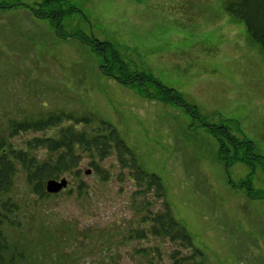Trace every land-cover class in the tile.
Segmentation results:
<instances>
[{
  "label": "rangeland",
  "instance_id": "rangeland-1",
  "mask_svg": "<svg viewBox=\"0 0 264 264\" xmlns=\"http://www.w3.org/2000/svg\"><path fill=\"white\" fill-rule=\"evenodd\" d=\"M63 1L77 11L62 19L60 37L52 21L27 8H39L42 0H0L21 4L0 8V133L7 134L11 119L62 110L90 115L87 129L105 121L137 165L160 179L171 215L205 264H264V200L248 199L228 183L245 179L249 168L227 166L218 140L182 107L148 99L139 87L103 75L89 46L65 37L112 43L131 72L178 91L207 124H225L264 157V52L227 15L225 0ZM145 84L155 92V84ZM40 134L20 133L19 146ZM90 160L82 158L78 176H64L65 189L43 198L23 174L16 177L8 196L18 224L3 228L28 258L20 264H178L172 256L188 253L177 243L136 237L146 231L149 211H163V199L139 191L128 170L119 178L114 155L97 162L105 179L84 173ZM250 178L264 190L260 164Z\"/></svg>",
  "mask_w": 264,
  "mask_h": 264
},
{
  "label": "trees",
  "instance_id": "trees-1",
  "mask_svg": "<svg viewBox=\"0 0 264 264\" xmlns=\"http://www.w3.org/2000/svg\"><path fill=\"white\" fill-rule=\"evenodd\" d=\"M63 0H42L39 8L27 7L34 17L52 21L55 32L61 25L62 19L77 11L74 6H65ZM21 5L12 3L0 8ZM224 10L232 20L244 25L248 36L258 44L264 52V0H225ZM74 38L82 44L89 46L92 53L99 58V70L117 82L125 85L139 87L140 94L144 97L170 103L182 107L192 119L201 125L218 140L220 160L225 164L240 163L249 168L250 173L238 183L228 181L232 188L243 191L248 199H263L264 190L254 188L250 176L260 164L264 171V157L254 152L251 141L240 139L232 134L225 124H207L195 105L189 104L176 90L162 86L150 75L131 72L122 59L119 50L106 41H100L83 34L65 36ZM155 84V92H149L145 83ZM92 123L90 115L75 116L65 111L51 112L36 119L23 120L11 119L8 122L7 134L0 133V264H20L28 258L18 244L11 242L4 232V225H14L13 218L17 209L16 204L8 194L11 192L16 177L23 174L32 192L40 198L48 194L44 190L48 179H58L69 173L78 176L81 173L79 165L83 157L91 159L88 166L92 172L101 174L105 179L106 174L101 172L97 162L110 155L115 156L117 166L120 168L119 178L123 171L128 170L127 179L138 187L139 191L150 192L163 199V211L152 214L150 211L144 216L145 230H138L136 237L151 235L156 238H166L177 243L186 251L183 256L175 257L178 264L189 261L190 264H205L203 252L194 246L188 231L171 215L170 209L164 200V188L160 179L144 172L136 163L132 151L119 137L111 125L99 121L96 127L87 129ZM47 130L53 131L52 135L45 134ZM28 132H42L28 139H22L19 146V134ZM6 134V135H5ZM38 152L43 155L39 156ZM83 183H80L81 188ZM147 226V227H146ZM180 250L176 249L175 254Z\"/></svg>",
  "mask_w": 264,
  "mask_h": 264
},
{
  "label": "water",
  "instance_id": "water-1",
  "mask_svg": "<svg viewBox=\"0 0 264 264\" xmlns=\"http://www.w3.org/2000/svg\"><path fill=\"white\" fill-rule=\"evenodd\" d=\"M85 174H90V171L87 170L85 171ZM68 185V180L66 178H60L59 180L57 179H49L45 183V190L47 193H58L62 189H65Z\"/></svg>",
  "mask_w": 264,
  "mask_h": 264
}]
</instances>
